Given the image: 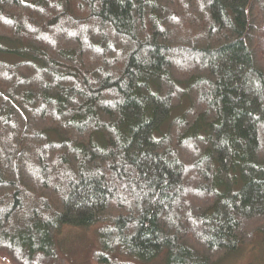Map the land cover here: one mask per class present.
<instances>
[{
  "label": "trees",
  "instance_id": "16d2710c",
  "mask_svg": "<svg viewBox=\"0 0 264 264\" xmlns=\"http://www.w3.org/2000/svg\"><path fill=\"white\" fill-rule=\"evenodd\" d=\"M0 42V259L264 245V0H0Z\"/></svg>",
  "mask_w": 264,
  "mask_h": 264
},
{
  "label": "rangeland",
  "instance_id": "374dc122",
  "mask_svg": "<svg viewBox=\"0 0 264 264\" xmlns=\"http://www.w3.org/2000/svg\"><path fill=\"white\" fill-rule=\"evenodd\" d=\"M3 1V0H2ZM2 46H7L0 42ZM24 57L5 51H0V62L8 65H16L25 62ZM61 245L69 253L83 250L90 242L87 232L77 228H65L60 235ZM164 257L161 256L150 264H163ZM0 264H9L6 260L0 259ZM216 264H264V245L260 235H256L252 244L240 248L237 252L225 256Z\"/></svg>",
  "mask_w": 264,
  "mask_h": 264
}]
</instances>
